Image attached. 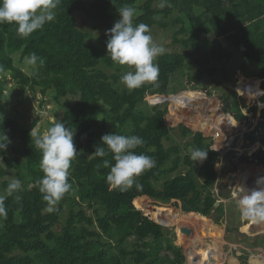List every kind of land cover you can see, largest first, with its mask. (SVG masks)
Instances as JSON below:
<instances>
[{"label":"trees","instance_id":"1","mask_svg":"<svg viewBox=\"0 0 264 264\" xmlns=\"http://www.w3.org/2000/svg\"><path fill=\"white\" fill-rule=\"evenodd\" d=\"M127 6L136 9L134 24L145 23L150 30L154 26L178 27L173 44L188 51L191 63L197 66L194 75L185 77V85L195 92L188 101L180 100L175 109L168 91L172 77L186 64L185 54L160 55L155 62L159 66L155 82L133 90L116 88L120 69H130L115 65L106 55V32L119 19L118 10ZM55 12L54 21L28 36L18 34L13 24L0 23V73L9 72L22 90L39 88L42 95L54 91L59 106L64 107L62 99L72 101L58 121L74 130L78 154L69 169L72 187L48 211L36 184L43 176L41 153L30 136L38 118L29 129L14 120H3L0 130L10 141L17 140L18 147L9 144L0 153V162L16 170L22 187L7 195L12 181L0 164V196L5 197L8 211L6 219L0 218V264H182L180 249L172 245L166 250H173V257L158 254L167 218L159 204H170L194 218H206L215 210L218 223L224 214L222 205L215 207L217 199L212 193L218 160L222 157L233 168L238 164L264 168V0H60ZM76 14L104 26L95 44L88 43L90 35L79 28ZM18 52L22 59L37 55L36 69L30 76L14 65L12 55ZM234 53L241 58V75L231 82L225 65ZM252 66L257 73L244 76ZM103 68L115 71L107 75ZM218 73L229 81L233 92L212 98L199 86ZM199 92L212 101L203 104L195 96ZM146 100L152 114L139 109ZM185 107L183 118L197 112L204 120L203 127L196 130L200 132L178 124L181 136L191 137L187 148L208 151L203 162L194 163L190 152L181 157L177 146H164L172 131L168 118ZM201 111L211 115L204 116ZM236 122L244 123V128L236 130L240 149L227 147V136L235 132L228 125ZM114 132L142 137L144 144L135 153L156 161L126 191L106 182L109 168L104 161L114 163L112 156L92 155L100 138ZM201 132L213 137H204ZM9 150L22 160L10 159ZM182 164L187 168L185 173L164 180L161 188H156ZM196 164L200 183L193 173ZM243 171L264 177L261 167H244ZM250 222L239 232L254 234L264 226ZM131 239L134 243H129ZM187 256H194L190 249ZM240 261L246 264L245 258Z\"/></svg>","mask_w":264,"mask_h":264},{"label":"rangeland","instance_id":"2","mask_svg":"<svg viewBox=\"0 0 264 264\" xmlns=\"http://www.w3.org/2000/svg\"><path fill=\"white\" fill-rule=\"evenodd\" d=\"M75 19L79 28L90 35V39L88 40L89 44H95L98 37L104 33V26L89 21L83 15L76 14ZM177 29L178 27L175 29L172 27L163 29L154 26L151 28L150 34L153 41L165 49L164 53H180L185 54L188 57V51L184 50L180 45L173 44V34ZM158 57H156L154 63L157 61ZM12 59L14 65L21 69L27 76H30L36 69L34 64L28 63V59L20 58V52L13 54ZM240 62V56L234 53L233 60L225 65L227 70L230 71L227 72L229 75V81L233 82L241 75L239 71ZM196 70L197 66L193 65L191 59L188 57L184 67L179 69L172 77L168 93L169 100L174 109L177 108L176 105L179 104L180 100L188 101L193 92H195L193 89H189L185 85V77L187 74L194 75ZM104 71L107 75H111L115 70L104 69ZM249 71H247V73L245 72L244 76L248 75V72L251 76L254 75V73H257L256 67L253 66ZM125 72V69H120L121 76L124 75ZM246 77L250 78V76ZM229 81H227L221 73H218L213 78L204 79L199 88L200 90L206 89L209 91L212 98L221 94H232L233 90L230 83H228ZM116 88H118V90L127 89L120 83V80L117 83ZM54 95V91H47L42 95L39 88H36L35 90L29 88L22 90L15 81L11 79L9 72L0 73V109L4 116V120H14L18 125L25 129H29L31 123L37 117L38 122L33 130L42 134L62 118L64 107L68 108L72 101L67 102L65 99H62L61 104H63L64 107L59 106L54 101ZM195 96L203 104L212 101V98L207 99L206 95L201 92ZM161 108H164V106ZM139 109L146 114H152V106L148 100L140 104ZM186 110L187 107L183 108V111L177 110L174 115L168 118V124L172 131L169 135V141H164V146L166 148L173 146L179 147L181 157H184V155L189 152L187 143L191 137L183 138L178 128V124H184L193 132H200L196 130L203 127L202 125L204 121L197 112L184 116L183 118L181 113ZM201 113L204 116L211 115L210 112L206 111L205 113L204 111H201ZM223 119L227 120L225 117ZM243 125V122H236L228 125L229 129L235 132L227 136L229 137L227 147L233 149L241 148V142L239 141L238 136H236V130L244 128ZM205 137H213V135H206ZM10 147H18L17 140H11ZM8 156L10 159L18 157L22 160L20 155L16 156L12 150H9ZM2 165L8 172V180L12 181L13 179H19L16 170L8 169L4 164ZM237 166L233 168L222 157L215 165L217 180L212 189V193L217 199L215 207L222 205L224 210V214L221 219H219L218 223L215 222V219H217V212L215 210H213L206 218L201 219L191 217L188 215L189 213H181L170 204H159L161 205L162 211L165 212L166 217L170 219L168 223L165 222L164 224V237L159 243V256L167 254L170 257H173V250H166L169 245H172L173 247L180 249V253L184 257L182 264H186V262H188L187 264H241L240 258H245L246 264H264V226L254 234H249L247 232H244V234L240 233L239 230H242L245 226H249L251 222L250 220H244L241 218L239 209L234 202L235 187L243 186L251 189L255 187L257 179L262 176L256 174L251 175V171H248L250 173L249 176H253V182H250L244 175L247 171H243V174H240L239 176L235 175L236 183L233 185L234 188L231 190L225 189L227 175L237 174ZM245 167H261L264 170L262 166L256 165H246ZM186 170L187 168L182 164L175 174L162 178L161 181L156 184V188L160 189L164 180L171 178L176 174H183ZM193 173L197 182L200 183L201 179L199 177L198 164L194 166ZM87 214L89 215L90 211H88ZM129 243H134V241L131 239ZM189 249L194 256H187Z\"/></svg>","mask_w":264,"mask_h":264},{"label":"clouds","instance_id":"3","mask_svg":"<svg viewBox=\"0 0 264 264\" xmlns=\"http://www.w3.org/2000/svg\"><path fill=\"white\" fill-rule=\"evenodd\" d=\"M59 3L60 0H0V23L13 24L18 34L28 36L43 28L46 23L54 21ZM135 16L136 9L133 7L120 8L119 19L106 32V55L115 65L130 69L120 77V83L129 90L158 79L159 66L154 60L165 52L163 47L153 41L147 24H134ZM37 60L35 53L28 57L30 64H35ZM40 62L43 63L42 60ZM3 120L4 116L0 113V125ZM30 136L34 139L35 148L41 153L40 168L43 176L36 184L48 211H52L72 187L69 169L78 154L74 144V130L66 127L63 122H56L42 134L31 129ZM10 143L7 135L0 130V153L6 151ZM143 144V138L138 135L127 136L114 132L100 138L92 155L112 156L114 163L104 161L109 168L105 179L112 188L121 191L132 188L137 177L155 166L153 157L135 153L134 150ZM189 152L194 163L203 162L208 154V151L200 148H191ZM21 187V181L13 179L7 186V195L20 191ZM136 187L141 186L136 184ZM234 197L242 219L254 223L264 222V177L257 179L255 187L251 189L235 187ZM4 199L0 196V218L6 219L8 211Z\"/></svg>","mask_w":264,"mask_h":264},{"label":"water","instance_id":"4","mask_svg":"<svg viewBox=\"0 0 264 264\" xmlns=\"http://www.w3.org/2000/svg\"><path fill=\"white\" fill-rule=\"evenodd\" d=\"M228 122V121H227ZM230 124V123H229ZM203 136L205 137V135L203 134ZM246 166V164H239L237 166V172H240V173H243V170H244V167ZM236 174H228L227 177H226V185H225V189H233V185H234V182L236 180V177H235ZM194 214V213H193Z\"/></svg>","mask_w":264,"mask_h":264},{"label":"crops","instance_id":"5","mask_svg":"<svg viewBox=\"0 0 264 264\" xmlns=\"http://www.w3.org/2000/svg\"><path fill=\"white\" fill-rule=\"evenodd\" d=\"M250 69H251V68H250ZM250 69H249V70H250ZM249 70H248V71H249ZM256 70H257V69H256ZM249 72H250V71H249ZM249 72H248V75H246V76H251V74H250ZM255 72H256V71H255ZM246 73H247V72H246ZM254 74H255V73H254ZM247 96L250 97V95H248V94H247ZM253 174H255V173H252V172H251V175H253ZM244 175H245V177L247 178L248 181L253 182V180H252V177H253V176L250 177L249 175H248V176H247L246 174H244Z\"/></svg>","mask_w":264,"mask_h":264},{"label":"bare ground","instance_id":"6","mask_svg":"<svg viewBox=\"0 0 264 264\" xmlns=\"http://www.w3.org/2000/svg\"><path fill=\"white\" fill-rule=\"evenodd\" d=\"M239 174H243V173H240V172H238ZM250 173L247 171L246 172V175H249ZM236 177V176H235ZM235 183H236V180H235V182H234V185H235ZM191 214H193V213H191ZM193 215H195V214H193ZM196 217H198V218H201V219H203V217H199V216H196ZM170 221V219H168V218H166V220H165V222L166 223H168ZM188 262H186V264H187Z\"/></svg>","mask_w":264,"mask_h":264}]
</instances>
